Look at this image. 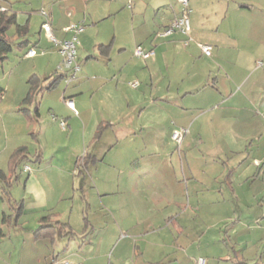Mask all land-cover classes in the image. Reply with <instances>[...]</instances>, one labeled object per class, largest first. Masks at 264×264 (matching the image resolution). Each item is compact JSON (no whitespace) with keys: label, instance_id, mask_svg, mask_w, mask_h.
<instances>
[{"label":"crops","instance_id":"obj_1","mask_svg":"<svg viewBox=\"0 0 264 264\" xmlns=\"http://www.w3.org/2000/svg\"><path fill=\"white\" fill-rule=\"evenodd\" d=\"M84 1L85 9L59 0L49 11L59 38L71 36L65 29L70 22L84 23L76 78L63 81V89L44 90L37 103H24L31 74L61 72L41 74L35 65L23 74L26 87L16 102L1 109L12 126L24 124L37 135L38 163L28 170L24 165L20 190L11 187L23 209L17 216L9 204L14 232L4 231V220L0 224V264H192L196 250L189 239L196 240L198 252L215 245L214 264H264V64L254 54L264 51V0H189V35L175 31L165 37L156 32L180 13L181 4L152 0L160 10L150 40L115 49L116 34L103 33L94 46L113 44L114 51L96 57L84 45L85 35L121 7L118 0L102 9ZM47 39L42 46L35 41L40 50L26 55L46 54L49 61L61 56ZM225 39L235 50H222ZM199 42L212 44V53H204ZM139 43L156 53L136 56ZM24 108L30 120H23ZM177 126L189 128L180 148L172 138ZM9 132L14 143L6 158L17 146ZM161 143H167L162 150L152 147ZM83 154L94 160L89 168L82 164L85 172L78 165ZM1 164L6 172L8 160ZM110 167L119 176L117 185L107 182ZM100 171L98 191L86 189L89 176ZM0 190L2 197L1 184ZM97 194L103 216L86 209ZM46 216L48 222H68L73 233L36 238Z\"/></svg>","mask_w":264,"mask_h":264},{"label":"rangeland","instance_id":"obj_2","mask_svg":"<svg viewBox=\"0 0 264 264\" xmlns=\"http://www.w3.org/2000/svg\"><path fill=\"white\" fill-rule=\"evenodd\" d=\"M59 0H0V5H8L11 6V8L17 12V20L20 23H25L26 21H29L30 30L27 35L25 36H19L17 33L16 25H13L9 30L8 34L12 40V50L8 53V57L4 60L3 63L0 64V163L1 165H6V161L8 160V168L7 173H9L10 165H9V158H6L8 148L14 143L12 142V139L8 138V135H10L9 131L13 132V138L17 140V146H15L14 150L18 148L21 145H25L28 153L27 157L22 159L16 168V174L12 177V188L15 186L18 190H20L21 187H23L22 183L23 181V167L25 164H29L30 166H35L38 163L37 157H36V148L38 147L36 141H37V135L33 134V132L27 133V129L24 128V124L17 123L14 126L11 125V119L5 118L4 113L1 111L5 105H8L9 103L16 102L18 99V92L21 91L22 88L26 87L25 82L22 81L23 74L30 69H33L35 65L38 66L39 71H41V74L45 73H51L54 71H60L58 69V63L62 62V56H54V61H58L56 64L53 63L54 61H49L48 56L39 54L36 57H28L26 55V51L31 47L34 46L35 41H39V44L42 46L44 43L48 41L46 32L41 29V26H43V16L41 15L40 11L42 8H45L48 12L51 10V4H54V2H58ZM75 5L78 9H85L87 4L84 0H73ZM50 3V4H49ZM113 3V5L116 4V1L113 0H90L88 2V5H90L91 8L102 9L103 7ZM129 3H132V8L128 6ZM118 4H120L121 10L117 12L116 14H111L103 19H101L97 24V30L92 31L89 33V35H85V42L84 45L87 46L89 51H95L96 53L93 54L95 57L102 55V52L100 48L95 47L99 38H101V35L103 33L109 34H116V43L113 41L115 45V49H117L118 45L122 42H126L127 44H131L135 41V39H138L142 42H147L150 40L151 33H152V20L156 15V12L160 9L152 8V0H118ZM109 35H106L108 37ZM136 37V38H135ZM83 38V34L80 35V40ZM24 40H28V45L20 46L21 42ZM222 44V50H235L234 47L235 44H231V42H228L226 39L221 42ZM38 44V45H39ZM225 45V47H224ZM36 49L39 51L40 47L35 46ZM114 51L113 44H111L110 52L108 54H112ZM79 59L84 60L86 54L82 51V46L79 45ZM223 53H221L222 55ZM257 55V60L259 64H264V51H259L254 53ZM56 69V70H54ZM56 73V72H55ZM64 79L61 80L54 88H61L63 89ZM9 89V91H8ZM24 118L23 120L27 119L30 120L28 112L23 113ZM15 127V128H14ZM180 127V126H177ZM188 128V127H187ZM189 130V128H188ZM173 131V130H172ZM188 132V131H187ZM186 132V133H187ZM185 133V134H186ZM173 138V137H172ZM174 140V139H173ZM45 142V141H44ZM182 143V142H181ZM177 144V147L180 148L182 144ZM154 145H159L158 149H164L167 145V143H161V144H152V147ZM175 145V143H174ZM161 147V148H160ZM176 147V146H175ZM13 150V151H14ZM142 152H146L144 149ZM48 153V152H46ZM85 154V153H84ZM83 154V157L80 158V161L78 162V165L82 166V164H85L87 162V167L94 165L90 158H87ZM41 157V156H40ZM3 159V162H2ZM81 162V163H80ZM85 167V165H84ZM82 169V171H86V167ZM109 174L106 175V178L108 179L107 182L109 184H115L119 183V176L116 174L115 168L110 167L108 169ZM96 175L99 177L102 176L101 171L100 173L93 174V176H89V180H86V189L97 190V186L95 183L100 185V182L98 179H96ZM17 176L19 178L17 179ZM11 188V189H12ZM98 191V190H97ZM15 194L12 192V195ZM94 194V193H93ZM116 193L112 194L113 196ZM100 196L99 194L91 196V200H94V204L87 206V211L91 215L97 214L99 216H103V214L100 211L101 206L98 204ZM9 203L7 200H3L1 197V190H0V224L3 222V215L4 213H9ZM26 218V216H25ZM23 222V228L22 230L26 233L27 228L29 227L28 224H25L24 219H20L19 223ZM16 220L13 218L12 220L4 223V231H15L16 228ZM27 226V228H26ZM25 227V228H24ZM190 244L192 245V250H196V253L193 254L190 253L191 256H189V260L192 255H195L194 258L191 260L192 264H195V258L197 259L198 254L201 253L202 256L206 258V260L214 264V257H217L216 253V247L213 244H205L206 250L202 249V252H198L197 250V243L196 240L193 242L192 239H189ZM251 243V242H250ZM204 246V247H205ZM15 252V251H14ZM19 252H17L18 254ZM16 252L14 256H17ZM261 255V254H260ZM264 256V255H263ZM262 256V257H263ZM261 258H256V260H259ZM263 259V258H262ZM190 261V262H191ZM220 261V260H219ZM261 261V260H260ZM226 262V261H225ZM175 264V262L170 261H160L157 264ZM250 264V263H249ZM254 264V263H252Z\"/></svg>","mask_w":264,"mask_h":264},{"label":"trees","instance_id":"obj_3","mask_svg":"<svg viewBox=\"0 0 264 264\" xmlns=\"http://www.w3.org/2000/svg\"><path fill=\"white\" fill-rule=\"evenodd\" d=\"M16 25L17 33L19 36H25L28 34L30 27L29 23H20L17 20V12L14 11L11 7H6L5 10H0V64L8 57V53L12 50V40L8 34V30ZM29 41L24 40L21 42L20 46L28 45ZM33 45H36L34 43ZM31 46L29 49H31ZM110 44H101L99 46L100 50L104 54H108L110 51ZM66 76L65 72H59L54 75L41 76L37 73H33L29 76V90L25 96L23 102L32 104L33 102L37 103V98L40 93L46 89L55 87L61 80ZM24 112L27 111L24 108ZM28 150L25 145H21L16 148L9 159L10 171L7 174L4 170L0 169V184L2 187V199H5L10 204L11 208L15 210L16 215L19 216L22 211V202L12 199L11 196V187H12V177L16 174V168L18 163L27 157ZM87 164V162L85 163ZM12 214L4 213L3 220L8 222L11 220ZM46 219V220H45ZM44 223H42L36 230V238L50 237L54 238L57 234H71L73 233L72 227L68 222H62L60 220H53L48 222L49 217L44 218Z\"/></svg>","mask_w":264,"mask_h":264},{"label":"built area","instance_id":"obj_4","mask_svg":"<svg viewBox=\"0 0 264 264\" xmlns=\"http://www.w3.org/2000/svg\"><path fill=\"white\" fill-rule=\"evenodd\" d=\"M181 4V11L178 15H176L164 28L158 30L156 32V36L165 37L169 36L175 31H180L186 35H189L191 30V18H190V6L189 0H177ZM5 6H0V10H5ZM41 15L44 17L45 21L43 22V29L46 32L49 39L58 46L59 52L62 56V62L59 65V69L61 72H65L66 76L64 77V81L66 83L75 79L78 71L81 66L77 61V49H78V33L84 29L83 22H70L67 26H65L66 30H70L72 32L70 37L67 38H59L54 34L52 23L49 21V12L42 8L40 11ZM191 37L189 36L186 39V43L189 42ZM199 46L206 54H211L213 50V45L209 43L199 42ZM44 50H42L43 52ZM38 52L36 48H31L28 50L29 55H35ZM156 53L154 47H146L142 43H139L134 48V54L138 57L149 58ZM134 87L139 85V80H132L130 82ZM67 103L74 107L73 101L71 99H67ZM63 123V122H62ZM188 131V128L185 126L175 127L172 131L173 139L180 145L185 133ZM25 169H30V166L25 165ZM206 258L204 256H199L196 259L195 264H206ZM64 264H76L69 260H64Z\"/></svg>","mask_w":264,"mask_h":264}]
</instances>
